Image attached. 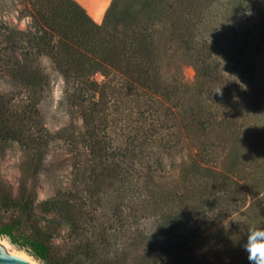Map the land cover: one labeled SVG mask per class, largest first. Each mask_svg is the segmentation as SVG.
I'll use <instances>...</instances> for the list:
<instances>
[{"label": "trees", "instance_id": "1", "mask_svg": "<svg viewBox=\"0 0 264 264\" xmlns=\"http://www.w3.org/2000/svg\"><path fill=\"white\" fill-rule=\"evenodd\" d=\"M5 8L29 19V26L8 24ZM252 16L250 26L238 25ZM223 36L233 48L220 47ZM247 45L254 51L247 53ZM45 58L82 121L77 136L69 137L83 187L59 190L37 205V181L61 133L48 129L41 110L52 91ZM180 59L196 71L192 91L183 83ZM234 66L238 80L227 76ZM263 75L264 0H112L101 24L77 0H0V76L10 87L0 90V144L20 145L31 170L23 178L28 172L32 179L17 195L1 197L11 213L0 217V237L43 264H56L55 225L76 237L88 229L92 241L76 248L87 254L89 247L110 245L103 236L114 227L134 228L152 210L159 223L192 222L186 232L177 226L183 235L170 249L147 247L142 264H180L186 253L192 255L186 264H198L212 237L217 240L206 262L238 263L233 252L245 241L228 237L225 247L219 236L234 223L243 236L257 216L264 222V114L253 88ZM183 150L191 161L181 160L182 176L170 182L153 176L156 171L135 177L141 161L149 166L159 158L163 170L162 156L177 162ZM127 161L132 164L124 166ZM137 191L149 192L147 202ZM37 209L47 219L40 220ZM88 210L99 225L90 230L84 226Z\"/></svg>", "mask_w": 264, "mask_h": 264}, {"label": "rangeland", "instance_id": "2", "mask_svg": "<svg viewBox=\"0 0 264 264\" xmlns=\"http://www.w3.org/2000/svg\"><path fill=\"white\" fill-rule=\"evenodd\" d=\"M77 1L82 6H84L91 17L99 24L102 23L105 12L112 2V0ZM4 11L3 12L6 13V17H4V20L11 26H17L18 28L23 30L29 26V19L18 20V15L15 12L13 13V11L9 10L8 8H5ZM253 20V16L247 19L244 18L243 20L239 19L238 25L250 26L253 23ZM222 40L223 41L220 40L221 48H233L231 39L223 36ZM252 41L253 40L250 39V43ZM247 46V53L254 51L252 46ZM176 64L179 67L183 83L189 88L188 90H194L192 87L195 86L197 80V75L194 67L188 62L181 59L178 60ZM43 65L46 67L47 72L51 76L52 91L47 96V98L43 100L41 104V110L44 114L45 123L48 129L52 133H57L59 131H61V133L51 144L49 154L44 162L43 170L38 178L36 185L37 205L42 203L46 199L52 198L59 190H65L71 187H74L75 190H80L83 187V184H81L74 169L73 164L76 158H74L75 154L73 153V139L69 137L73 133L75 136H77V134L79 133L78 130L81 128L82 121L79 114L76 112L77 110L75 109V107L69 105L66 101H64V81L52 62L45 58L43 60ZM170 70L171 72L168 73V76L170 73H172L171 68ZM228 71L229 70H227V73ZM229 74L231 76H229ZM227 76L231 77V79L237 78L238 80L240 78V72L234 66ZM260 77H264V75L259 76L258 79L260 82H256L253 88H258V91L255 95L256 108H258L260 112L264 114V82ZM97 79L101 80L103 79V76L97 75ZM9 89V85L6 84L4 78L0 76L1 92H6ZM243 91L246 92L245 89H243ZM243 91H241V93H243ZM247 105L249 107V104ZM113 135L115 137V133H113ZM252 143L256 142L253 141ZM136 152L138 156L139 151ZM143 156L144 155H142L141 158H143ZM177 159V162H174L168 155L164 154L161 158L162 165L164 167L163 170L158 166V161L160 160L159 158H156V162L153 163L154 165L151 163V165L149 166L141 161L140 167L142 166L143 170L140 169L135 177H140L141 179L144 177L146 178V176H149L150 171H156L153 176L157 174L160 176L162 175L161 182H170L171 180L182 176L180 169L178 168L181 160H186L188 162L191 161L190 156H187L186 150H183L180 154V157ZM27 162L28 157L25 152H23L19 144L15 142L0 144V217L2 218L7 217L11 212H7L3 207V200L1 199V197H3L5 193L10 191L13 195H17L20 192L22 185L26 182L28 186L30 181L32 180L30 174L28 173L31 172V170L29 169ZM119 164H121V162ZM131 164V162L127 161L124 166H130ZM160 170L162 171L157 172ZM24 171H28L26 178H23ZM151 190L152 189H150V191ZM146 193L149 192L137 191L134 194L135 197H138L147 202V199L145 198L146 195H143ZM36 213L39 216L40 220L44 221V219H47V216L42 213L41 210L37 209ZM151 213H153L152 210H150L146 216L137 218L134 222V228L130 227L129 229V226L127 225L122 229L114 227L110 233H107L106 236H103L104 240H107L110 245H106V243L104 244L103 242L102 246H97L94 249L93 247H89L91 251H89L87 254H83L84 252L82 251L77 252L76 248L84 244L87 238L92 241V237H90L88 229L86 231L83 230L84 235L82 232H80L76 237L71 233L68 227L61 228V226L55 225L56 231L54 232V237L52 239L51 245L57 255L56 264H142V261L144 259V251L147 249V247L153 248L154 246L155 248L159 247V250H168L170 249V246H174V244L177 243L178 238L183 235L182 231L186 232L191 227L190 223L192 222V219L186 218V220L182 221L183 223H180L179 221L174 226L172 224L159 223L157 218L153 214L151 215ZM91 215L92 213L90 212V210H88L85 214L84 226L86 225V228H88L89 226L92 227V224L93 227L99 226L96 223V219H94L95 214L93 213L94 216L92 217ZM200 219L201 217H199V220ZM256 219L255 222L253 221V224L251 225V228H249V230L252 228H257L255 226V223H264L260 218H258L259 221ZM240 221L242 222V220ZM248 221L252 222L251 220ZM235 224L236 223H234V226H231L230 228L228 227L227 232H225L224 234L222 233L221 236H219L221 240L225 239L223 240V246L225 247H228L230 245V243L226 241L228 240V237H241L244 241L246 240L249 230L247 231V233H245V235L241 236L237 233V230L234 229ZM177 226L182 227L181 232H179ZM91 227H89V230ZM172 227H175L174 231V228ZM0 238L3 241L8 242V247H6L8 251L12 253L14 252V254L18 255L24 254L32 260V256H30L25 250L20 249L14 244H11L10 241L5 237ZM216 240V237H212L211 239H209L206 244L207 247L201 248L199 252L200 259L202 257L204 259H201L200 263L191 260L193 261L192 263L196 262L198 264H209L206 261L212 259L211 257L213 253L210 243H212L213 245ZM142 246L144 248H142ZM242 248L243 247L241 246L238 251L233 252V256L235 257V259H238V263L235 264H246L244 261L246 259V253L242 250ZM92 252L95 255L93 258L92 256L90 258L86 256L91 255ZM162 252L167 253V251ZM191 257V253L184 254L182 256L183 261L181 263L184 262L186 264L187 262H190L189 260L191 259ZM34 260L37 262L36 264H43L36 259Z\"/></svg>", "mask_w": 264, "mask_h": 264}, {"label": "clouds", "instance_id": "3", "mask_svg": "<svg viewBox=\"0 0 264 264\" xmlns=\"http://www.w3.org/2000/svg\"><path fill=\"white\" fill-rule=\"evenodd\" d=\"M243 248L248 253L250 264H264V227L250 229Z\"/></svg>", "mask_w": 264, "mask_h": 264}, {"label": "water", "instance_id": "4", "mask_svg": "<svg viewBox=\"0 0 264 264\" xmlns=\"http://www.w3.org/2000/svg\"><path fill=\"white\" fill-rule=\"evenodd\" d=\"M31 258L32 260L8 251L0 238V262H2V264H36L37 262L34 258Z\"/></svg>", "mask_w": 264, "mask_h": 264}, {"label": "bare ground", "instance_id": "5", "mask_svg": "<svg viewBox=\"0 0 264 264\" xmlns=\"http://www.w3.org/2000/svg\"><path fill=\"white\" fill-rule=\"evenodd\" d=\"M2 240V239H1ZM2 242L4 243V245L6 246V247H8V242L7 241H3L2 240ZM14 253V252H13ZM20 256H23V257H26V258H28L27 256H25L24 254H20ZM30 259V258H29Z\"/></svg>", "mask_w": 264, "mask_h": 264}]
</instances>
